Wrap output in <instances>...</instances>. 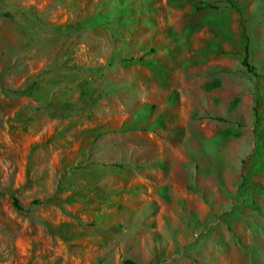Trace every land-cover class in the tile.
I'll use <instances>...</instances> for the list:
<instances>
[{
    "label": "rangeland",
    "instance_id": "obj_1",
    "mask_svg": "<svg viewBox=\"0 0 264 264\" xmlns=\"http://www.w3.org/2000/svg\"><path fill=\"white\" fill-rule=\"evenodd\" d=\"M126 259L264 264V0H0V264Z\"/></svg>",
    "mask_w": 264,
    "mask_h": 264
},
{
    "label": "trees",
    "instance_id": "obj_2",
    "mask_svg": "<svg viewBox=\"0 0 264 264\" xmlns=\"http://www.w3.org/2000/svg\"><path fill=\"white\" fill-rule=\"evenodd\" d=\"M93 17H94V14H92L91 17L89 19H87L86 22L88 23L90 20H92ZM66 27H67V29L69 31H73V30H76L77 28H79V29H85L86 26L84 24H82V22L81 23L74 22L72 24H66ZM246 59H247V57H246V55H244L242 57V59H241V65L243 67H245L249 73H252L253 76L258 77V74L254 73V71H253L254 70V67L251 66V65H249ZM110 63H111V61H107L106 62V66L107 65H110ZM84 81H85V79H83L82 82L84 83ZM91 89L92 88H84L83 93H82V97L83 98H87L88 96H90L92 94V91H93ZM123 264H131V261L128 260V259H126V260L123 261Z\"/></svg>",
    "mask_w": 264,
    "mask_h": 264
}]
</instances>
